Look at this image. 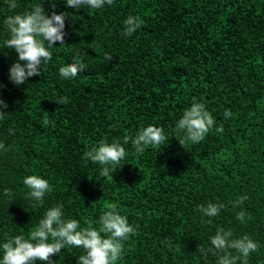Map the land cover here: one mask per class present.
<instances>
[{"label": "trees", "instance_id": "16d2710c", "mask_svg": "<svg viewBox=\"0 0 264 264\" xmlns=\"http://www.w3.org/2000/svg\"><path fill=\"white\" fill-rule=\"evenodd\" d=\"M7 3L0 0V99L8 105L0 108V142L9 148L0 150V245L6 234L27 237L57 203L82 228L98 227L106 205L117 203L138 235L124 242L116 264H216L209 249L217 227L251 237L260 247L249 264H264V0H114L101 9L17 0L14 12ZM33 4L48 15L66 13L67 35L41 75L17 86L9 69L18 54L4 46V20ZM129 15L143 21L131 37L122 35ZM75 62L84 68L63 79L60 67ZM194 101L223 132L214 127L184 148L175 126ZM44 119L54 124L44 127ZM149 125L164 129L163 145L141 155L123 144ZM117 140L128 155L102 177V166L84 153ZM29 175L52 186L43 206L27 197ZM241 196L248 199L233 208ZM208 203L225 205L211 224L198 211ZM241 210L251 217L243 224ZM84 254L66 246L51 259L78 264Z\"/></svg>", "mask_w": 264, "mask_h": 264}, {"label": "clouds", "instance_id": "9594fccd", "mask_svg": "<svg viewBox=\"0 0 264 264\" xmlns=\"http://www.w3.org/2000/svg\"><path fill=\"white\" fill-rule=\"evenodd\" d=\"M52 9H55V0H48ZM114 0H66V6L74 9L88 7L91 9H101L105 5H113ZM9 11L18 8L17 0H8ZM66 13L57 14L52 11L48 15L42 4H33L31 10L22 13L9 15L4 20L8 38L4 40L6 49H14L18 54V59L9 69L10 81L19 86L24 84L30 77L40 76L41 68L52 60L51 49L59 42L65 44V20ZM122 35L131 37L138 30L143 21L138 16L129 15L124 20ZM110 60L111 56H106ZM23 62V63H21ZM84 68L83 65L75 62L70 65L60 67L59 73L63 79H72ZM44 70V68H43ZM66 98L60 97L57 104H63ZM7 103L0 99V108H7ZM6 115L0 110V120ZM232 116L230 110L224 111V118ZM51 122L44 119L43 126L47 127ZM177 133H182L179 143L186 148L188 143L198 144L202 142L207 134L216 127V120L200 102H193L185 109L182 117L176 124ZM10 133L12 130H9ZM217 132H223V128L216 127ZM167 139L162 127L149 125L142 128L135 134V137L125 136L123 144L129 141L137 154H143L148 147H159ZM10 147V146H9ZM0 150L8 151L4 143L0 142ZM128 155L125 147L119 140L112 143L101 141L97 146L92 147L84 153L83 158L102 166L100 176L109 175L118 169L120 161ZM25 187L29 189L27 197L36 203L33 207L43 206V201L47 193L52 191V186L47 179L38 175L26 176L23 180ZM3 194L9 201L13 200L11 189H4ZM247 196H241L233 202V208L238 207ZM224 204L208 203L207 206L199 205L198 211L202 217L209 218L206 222L212 223V219L218 216ZM107 210L99 217L98 227L80 226L76 219L65 218L63 205L57 203L49 208L38 226L32 229L28 236L23 234L14 237L5 236L6 242L0 245L3 251L0 264H36L39 260L43 264H53L51 257L59 254L67 247L83 248L85 254L78 257V264H116L124 255V242L131 237L138 235L137 226L128 222L126 216L121 215L117 203H108ZM246 217L250 219L244 210L236 213V219L242 224ZM205 221L202 219L201 221ZM51 241V242H50ZM213 246L209 251L218 257L216 264H249V256L252 252L259 250L260 245L253 241L248 235L236 238L231 229L225 230L217 227L215 235L210 237ZM235 253V254H234Z\"/></svg>", "mask_w": 264, "mask_h": 264}]
</instances>
